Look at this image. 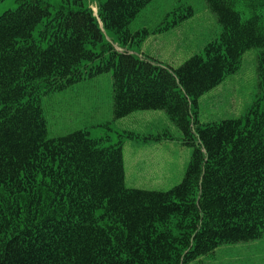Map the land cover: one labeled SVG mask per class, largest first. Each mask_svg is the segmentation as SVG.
Segmentation results:
<instances>
[{"label": "trees", "instance_id": "trees-1", "mask_svg": "<svg viewBox=\"0 0 264 264\" xmlns=\"http://www.w3.org/2000/svg\"><path fill=\"white\" fill-rule=\"evenodd\" d=\"M15 1L0 15V264H206L195 262L264 236V0H204L221 33L178 69L106 40L141 42L148 32L128 25L151 0H99L97 15L81 0ZM253 48L261 98L242 118L200 125L198 99ZM107 72L114 119L164 111L192 148L169 191L125 185L121 142L47 138L41 97Z\"/></svg>", "mask_w": 264, "mask_h": 264}, {"label": "rangeland", "instance_id": "rangeland-1", "mask_svg": "<svg viewBox=\"0 0 264 264\" xmlns=\"http://www.w3.org/2000/svg\"><path fill=\"white\" fill-rule=\"evenodd\" d=\"M81 1L96 12L99 0ZM49 3L54 9L64 5L61 0H49ZM16 6L15 0H0V15ZM188 8L192 16L182 18ZM174 21L178 24L158 31ZM128 30L131 34L143 31L148 34L139 43L140 37H135V43L122 46L123 50L172 69H178L195 55L204 56L206 45L221 33L215 15L204 0H151L131 21ZM108 41H116V37L109 34ZM114 47L121 51L116 45ZM258 54V48L246 51L236 73L198 99L200 125L242 118L257 98H261L256 72ZM83 69L88 72L90 66ZM259 103L264 106L262 100ZM40 105L48 139L84 130L91 139H102L104 147L121 142L127 187L167 192L184 178L192 148L184 144L182 133L164 111H136L121 119L113 118L111 72L87 75L81 83L42 96ZM197 262L264 264V236L255 241L218 246L213 254L202 256Z\"/></svg>", "mask_w": 264, "mask_h": 264}, {"label": "snow or ice", "instance_id": "snow-or-ice-1", "mask_svg": "<svg viewBox=\"0 0 264 264\" xmlns=\"http://www.w3.org/2000/svg\"><path fill=\"white\" fill-rule=\"evenodd\" d=\"M0 107H2V105H0Z\"/></svg>", "mask_w": 264, "mask_h": 264}]
</instances>
